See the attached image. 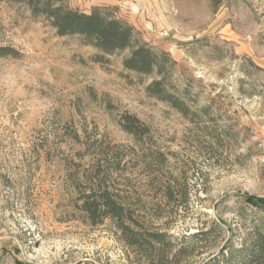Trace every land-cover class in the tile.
<instances>
[{
    "label": "rangeland",
    "instance_id": "374dc122",
    "mask_svg": "<svg viewBox=\"0 0 264 264\" xmlns=\"http://www.w3.org/2000/svg\"><path fill=\"white\" fill-rule=\"evenodd\" d=\"M66 1L116 7L168 53L192 113L149 95L156 75L125 69L129 50L96 62L98 50L79 36H60L24 3L0 0V45L22 54L0 62V264L157 263L136 255L111 220L92 224L83 213L98 153L111 162L108 184L172 241L169 259L180 250V264H205L240 247L252 218H264V0ZM124 113L149 126L143 148L168 157L159 169L140 164ZM170 181L169 204L159 184ZM203 230L212 233L199 247L179 243Z\"/></svg>",
    "mask_w": 264,
    "mask_h": 264
},
{
    "label": "trees",
    "instance_id": "16d2710c",
    "mask_svg": "<svg viewBox=\"0 0 264 264\" xmlns=\"http://www.w3.org/2000/svg\"><path fill=\"white\" fill-rule=\"evenodd\" d=\"M27 5L33 16L45 17L60 36H79L83 43L98 50L94 56L96 62H107L109 56L129 50L123 57L125 69L145 76L156 75L147 85L149 95L168 102L173 108L186 117L192 113L191 106L177 94L171 81L174 66L168 53L159 51L145 41L140 31L125 18L118 16L114 6H94L90 11L71 7L66 0H5ZM21 52L11 45H0V62L5 58H19ZM120 125L134 138V145L142 148V156L135 154L143 167L163 166L168 157L165 153L143 148L150 135V128L132 114L124 113ZM150 151V152H146ZM136 153H138L136 151ZM93 160V176L89 186L81 192V209L92 224H101L111 220L121 233V239L138 256L158 258L156 264H180L178 255L169 259L164 254L166 246L172 243L167 234L152 230L148 225L142 208L134 197L122 193L118 187L111 186L106 180V165L111 163L108 156L102 153ZM142 154V155H143ZM123 158L117 160L115 171L121 169ZM163 190L162 199L171 203L176 199L173 182L160 184ZM251 228L244 236L240 247L229 251L222 250V257L213 256L205 264H264V218H252ZM210 230L195 232L182 240L180 244L192 243L199 247L211 237Z\"/></svg>",
    "mask_w": 264,
    "mask_h": 264
}]
</instances>
